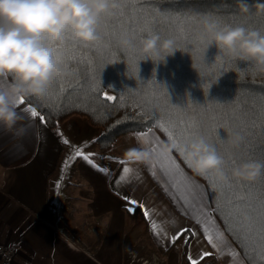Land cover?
Returning a JSON list of instances; mask_svg holds the SVG:
<instances>
[{"label":"crops","instance_id":"0c3cea01","mask_svg":"<svg viewBox=\"0 0 264 264\" xmlns=\"http://www.w3.org/2000/svg\"><path fill=\"white\" fill-rule=\"evenodd\" d=\"M30 119L15 151V141L0 133V242L15 247L11 264H129L128 251L152 264H191L190 257L198 264H247L213 215L205 185L173 153L160 154L155 130L122 135L103 155L100 129L83 117L55 128ZM137 142L152 151L150 166L121 158ZM80 187L86 190L78 195ZM186 189L203 203L194 204Z\"/></svg>","mask_w":264,"mask_h":264},{"label":"trees","instance_id":"16d2710c","mask_svg":"<svg viewBox=\"0 0 264 264\" xmlns=\"http://www.w3.org/2000/svg\"><path fill=\"white\" fill-rule=\"evenodd\" d=\"M123 2L119 0V5ZM246 2L254 12L252 6L264 3V0ZM132 3L137 10L150 14L156 23L168 26V31L163 27L152 31L162 39L174 41L177 51L167 58L166 63L141 61L143 58L139 53H136L135 61H130L134 50L129 49L126 54L115 51L124 50L120 45V41L126 38L123 34L113 39V55L103 61L98 58L100 53L92 55L95 49L78 47L66 40L65 47L75 49L78 58V62L61 65L69 70L70 75L55 78L42 98H29L25 103L43 114L50 128L72 116L85 118L100 129L97 141L103 155L117 138L128 133L153 129L163 141L177 144L186 143L195 136L170 138L174 125L169 122V117L183 122L195 120L204 113H234L236 122L230 125L225 122L217 127L210 121L203 135H197L212 144L219 155L231 153L235 163L252 159L264 162V119L259 105L264 99V77L252 78L245 71L241 79L237 69L246 70L247 63L220 52L215 45L208 48L199 39L201 21L206 15L220 24H243L261 29H264V15H232L238 12L236 0H132ZM177 34L185 36L187 43L177 45ZM66 35L73 40L70 34ZM146 35L149 34L145 32L143 36ZM139 46L140 41H137L136 48ZM194 50H199V59ZM133 64H138V72L131 70ZM105 94L117 97V100L105 102ZM236 135L241 137L238 144L232 143ZM249 151L254 156L246 155ZM172 153L185 170L205 185L213 215L246 263L264 264V245L255 238L249 239L247 232L242 230V224L249 219L247 214L231 209L220 195L226 182L219 181L213 173L206 176L195 174L176 151ZM233 166L231 160L225 161L224 170L229 177ZM229 180L239 188L236 198H264L261 191L264 176L253 183ZM240 185H251L255 191L245 190ZM137 209L135 207V211ZM129 215L136 217L133 212Z\"/></svg>","mask_w":264,"mask_h":264},{"label":"clouds","instance_id":"9594fccd","mask_svg":"<svg viewBox=\"0 0 264 264\" xmlns=\"http://www.w3.org/2000/svg\"><path fill=\"white\" fill-rule=\"evenodd\" d=\"M118 6L119 0H0V133L15 141L14 151L23 146L31 124L30 113L19 110L20 102L42 98L55 78L70 75L58 63L60 54L55 49L63 44L66 34L84 45L98 42L100 18ZM236 7L238 12L232 15H264V3L252 6L254 12L246 0H236ZM201 25L199 39L208 48L215 45L220 52L248 64L246 70L237 69L241 79L245 71L252 78L264 77V29L220 24L210 15ZM120 45L135 50L129 38L122 39ZM176 51L173 40L162 39L157 33L144 36L138 48L141 61L154 64L166 63ZM240 139L236 135L232 143L238 144ZM157 150L162 155L176 151L195 174L213 173L221 182L231 178L253 183L264 176V162L252 159L234 163L229 177L224 158L199 135L186 143L162 141ZM121 158L150 166L153 153L137 142L125 149Z\"/></svg>","mask_w":264,"mask_h":264},{"label":"snow or ice","instance_id":"6c2138e0","mask_svg":"<svg viewBox=\"0 0 264 264\" xmlns=\"http://www.w3.org/2000/svg\"><path fill=\"white\" fill-rule=\"evenodd\" d=\"M110 17V18H109ZM161 27L164 28L165 31H168V26H162L158 23H156L154 20L150 18V14L146 15L143 10H137V8L132 3V0H124L122 4H120L114 11H112L109 14H106L102 16L99 20V28H98V35L100 37L99 41L92 44V45H81L78 41L71 40L69 36H65L63 44H61L58 48L55 50L59 52L60 59L58 63L61 65L67 64L71 61H77L78 58L76 55V50L71 48L65 47V41L70 40L72 43H76L78 47L82 46L86 49H95L92 53V55H97V53H100L99 59L101 61L105 60L106 58H111L113 55V49L111 47V43L113 39L116 37H119L121 34H123L126 38H129L132 40V43L134 45V52L133 55L129 57L130 61H135L136 53H138V49L136 48L137 41H141L144 37L143 34L147 32L148 34H151L153 29H160ZM175 42L177 45L181 43H187V39L185 36H182L180 34H177L175 37ZM51 46V45H50ZM55 47V46H53ZM115 51L121 52V54H126L127 50H120L115 49ZM195 56L197 59L200 58V52L199 50H194ZM223 59V57H222ZM205 63V59H204ZM131 70L138 72V64L130 65ZM220 71H223V68L221 67ZM209 85H206L205 87H208ZM105 102L108 101H115L117 100V97H114L112 95L105 94L104 96ZM152 102H156L155 98H152ZM145 103H148L147 100H145ZM25 101L22 100L20 102V105H24ZM260 105V115L261 118L264 119V99H262L259 102ZM27 111L30 113L31 117L33 118H39L42 124H46V118L43 114L39 113L36 108H29ZM213 122L217 125V127H220L224 125L225 122H227L229 125L233 122H236V116L234 113H214L212 115H209L208 113H204L203 115H199L196 117L195 120H184L183 122L179 120H172L171 117H169V122L172 123L174 126L172 127L170 131V138L175 139L177 136L179 137H191L193 135H203L205 128L208 126L209 122ZM143 135V133L141 134ZM66 144L70 143L69 141H64ZM223 142V140H221ZM77 157L83 156L85 160H89L90 158L86 155H84L82 152H78ZM246 155L254 156V153L249 151L246 153ZM225 161L231 160L232 163H235L234 157L231 155V153H228L224 156H222ZM123 164L124 161H121ZM130 172V168L124 167L123 173L127 174ZM227 174V173H226ZM120 179H124L123 176L120 177ZM240 188H245V190L251 189L252 191H255L254 188H252L251 185L244 186L240 185ZM239 191V188L237 187L236 183L228 180L221 189V197L222 199L228 203L229 207L231 209L237 210L239 212H244L248 216V222L242 224V230L247 232V237L249 239H257L258 242L261 245H264V198L255 199L252 196H249L247 199H239L236 198V193ZM261 191L264 192V186L261 187ZM186 194L192 199V202L195 204L197 199H200V203H203V200L200 198V194L196 192L195 190H187ZM230 196L232 197L230 199ZM132 203H136L135 201H132ZM145 215H148L146 212ZM215 221H213L214 223ZM153 228L156 227L155 224L152 225ZM223 235V233H221ZM208 243L213 244L215 247V244L213 243V238L211 235L207 237ZM204 255H207V253H204ZM191 264H198V261L190 257Z\"/></svg>","mask_w":264,"mask_h":264},{"label":"rangeland","instance_id":"374dc122","mask_svg":"<svg viewBox=\"0 0 264 264\" xmlns=\"http://www.w3.org/2000/svg\"><path fill=\"white\" fill-rule=\"evenodd\" d=\"M80 177L81 176H80V174L78 175V173L74 176V178L76 180L80 179ZM1 178H2V176H1ZM81 181H82V183H85L87 180L86 179H81ZM83 190H86V189H84V187H80V188H76L75 189V191L77 192L78 195H80V192L83 191ZM77 203H78V205H76V208L77 209L80 208L79 211H81L83 205L86 204V203H82V201L81 202H77ZM125 225H127V224L125 223ZM127 227H128V225H127ZM129 227H130V225H129ZM143 250L145 252V251H147V248H144ZM125 251H127V250H125ZM124 253H125V258L129 261V264H152V263H149V262L147 263L146 262L147 260H141V261L137 262L139 260V258H137V255H138L137 252L134 253L133 251H128V252H124ZM154 264H157V263H154Z\"/></svg>","mask_w":264,"mask_h":264},{"label":"built area","instance_id":"2783aa9c","mask_svg":"<svg viewBox=\"0 0 264 264\" xmlns=\"http://www.w3.org/2000/svg\"><path fill=\"white\" fill-rule=\"evenodd\" d=\"M16 255V249L12 245L0 242V262L1 264H11Z\"/></svg>","mask_w":264,"mask_h":264}]
</instances>
